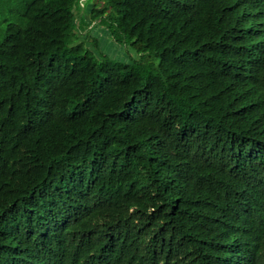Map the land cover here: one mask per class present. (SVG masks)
I'll list each match as a JSON object with an SVG mask.
<instances>
[{
	"label": "trees",
	"instance_id": "trees-1",
	"mask_svg": "<svg viewBox=\"0 0 264 264\" xmlns=\"http://www.w3.org/2000/svg\"><path fill=\"white\" fill-rule=\"evenodd\" d=\"M88 7L0 0V264H264V0Z\"/></svg>",
	"mask_w": 264,
	"mask_h": 264
},
{
	"label": "rangeland",
	"instance_id": "rangeland-1",
	"mask_svg": "<svg viewBox=\"0 0 264 264\" xmlns=\"http://www.w3.org/2000/svg\"><path fill=\"white\" fill-rule=\"evenodd\" d=\"M92 1L93 0H83V2H85L86 7H88L89 4L92 3ZM79 10H81L80 7L75 8V12L76 11L79 12ZM79 16L81 21L87 20L86 15L85 16L83 14L80 15V12H79ZM81 16H83V18H81ZM92 26L93 27L91 28V30H89V34L91 36H94L98 40V49L97 51H95L96 56L100 53L110 59H116L125 62H128L132 58H136V53L131 48H129L124 44H119L113 41V39L109 36V33L104 26L98 23L92 24ZM86 39L87 38L83 37V35L80 36V40H84L85 46H89V43Z\"/></svg>",
	"mask_w": 264,
	"mask_h": 264
},
{
	"label": "crops",
	"instance_id": "crops-1",
	"mask_svg": "<svg viewBox=\"0 0 264 264\" xmlns=\"http://www.w3.org/2000/svg\"><path fill=\"white\" fill-rule=\"evenodd\" d=\"M89 8V7H88ZM85 15H86V13H85ZM86 17H87V15H86Z\"/></svg>",
	"mask_w": 264,
	"mask_h": 264
}]
</instances>
